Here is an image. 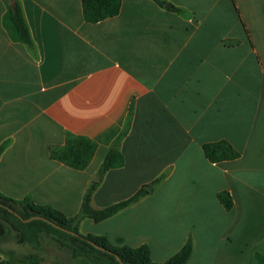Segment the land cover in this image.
Returning <instances> with one entry per match:
<instances>
[{"label": "crops", "instance_id": "0c3cea01", "mask_svg": "<svg viewBox=\"0 0 264 264\" xmlns=\"http://www.w3.org/2000/svg\"><path fill=\"white\" fill-rule=\"evenodd\" d=\"M19 1L34 48L12 41L0 0V192L51 205L47 186H78L60 195L75 193L79 212L92 183L101 209L160 178L138 202L91 219L108 228L81 234L148 245L157 263L191 240L187 264H255L264 255V0H164L181 12L122 0L97 23L85 21L81 0ZM123 131L124 165L101 172ZM71 136L97 145L83 170L52 157ZM219 142L238 156L210 161L204 145ZM187 212L217 218L218 239L161 219Z\"/></svg>", "mask_w": 264, "mask_h": 264}, {"label": "trees", "instance_id": "16d2710c", "mask_svg": "<svg viewBox=\"0 0 264 264\" xmlns=\"http://www.w3.org/2000/svg\"><path fill=\"white\" fill-rule=\"evenodd\" d=\"M81 1L84 19L89 23H97L118 15L122 3V0ZM152 1L160 7L166 5V1L164 0ZM5 5L6 12L3 16V26L8 35L12 41L33 49L34 44L20 1L5 0ZM168 10L175 12L182 11L180 8L173 6H170ZM125 133L126 131H123L113 142L101 166V172L104 173L110 169L124 165V156L119 150V144ZM6 143L4 142L0 145V154L4 151ZM96 149L97 145L89 139L71 136L64 147L52 150V157L74 169L83 170L88 166ZM204 152L212 162L234 159L238 156L237 151L232 146L223 142L205 144ZM160 180L159 178L150 184L142 186L134 195L126 200L101 209H95L92 205V194L98 185L92 183L83 197L79 213L72 217L66 216L51 205L36 204L29 196L17 200L0 192V222L17 234V242L19 244L29 245L38 252L43 251L45 239L54 241L60 250L68 253L72 264H120L114 254L119 255L124 264H187L193 251L191 240L168 261L157 263L151 259L148 245H142L135 249L127 245H113L105 237L83 235L79 231V226L83 219L90 218L95 221L108 219L151 194ZM218 197L227 209L232 207L233 202L229 193L222 192ZM15 213L19 216H16ZM35 216L43 217L77 235H72L58 229L41 219H34L28 222L23 221ZM90 241L99 247L110 250L114 254L96 248ZM0 264H43V259L37 252L26 254L19 259H16L14 254L11 253L10 258L0 260ZM255 264H264V255H259Z\"/></svg>", "mask_w": 264, "mask_h": 264}, {"label": "rangeland", "instance_id": "374dc122", "mask_svg": "<svg viewBox=\"0 0 264 264\" xmlns=\"http://www.w3.org/2000/svg\"><path fill=\"white\" fill-rule=\"evenodd\" d=\"M69 137L67 138L68 141ZM66 141V143H67ZM78 186H64L61 185L57 186H47L51 190V193L54 195L56 201H51L50 204L55 208L59 209L61 207L66 209L68 214L79 213L78 208H76L77 201L75 200V193H69L68 197H62L60 195L63 190L70 189L71 191ZM21 190L16 191V196L20 195ZM74 214V215H76ZM197 213L187 212L186 216L182 218H173V217H165L161 218L164 222L174 224L177 219H183L181 228H193L192 225L196 223L195 233L197 234V239L199 237V241L205 240H217L219 234L221 233L222 229L217 228L218 220L215 218L214 222H210L207 219L204 220L199 218L196 215ZM73 215V216H74ZM84 220V219H83ZM83 222V221H82ZM108 228L107 225H96L93 220L86 219L84 223H81L80 233H84L85 231H91L99 228ZM214 228V229H212ZM17 234L12 231L10 228L4 226L2 222H0V258L2 259H9L10 254L13 253L16 259L21 258L22 256L30 253H39L43 259V264H72L70 256L68 253L63 252L58 248L56 243L52 240L45 239L43 244V251H36L29 245L19 244L17 242ZM264 252V245L262 248Z\"/></svg>", "mask_w": 264, "mask_h": 264}, {"label": "water", "instance_id": "95a60500", "mask_svg": "<svg viewBox=\"0 0 264 264\" xmlns=\"http://www.w3.org/2000/svg\"><path fill=\"white\" fill-rule=\"evenodd\" d=\"M166 7H170V5H169V4H166ZM9 210H10L11 212H13L11 209H9ZM15 215H16V216H19L17 213H15ZM34 219H41V220H44V221L50 223L51 225H53L54 227H56V228H58V229H61V230L66 231V232H68V233H71L72 235H77L76 233L70 232V231H68V230H66V229H64V228H62V227L56 225L55 223H53V222H51V221H49V220H47V219H45V218H43V217L35 216V217L29 218V219H27V220H23V221L28 222V221H31V220H34ZM90 243H91L92 245H94L96 248H98V249H100V250H102V251H104V252H107V253H110V254H114V253H112L110 250H108V249H106V248L99 247L98 245L94 244L92 241H90ZM114 256L116 257L117 261L120 262V264H124V263L122 262L121 258L119 257V255L114 254Z\"/></svg>", "mask_w": 264, "mask_h": 264}]
</instances>
